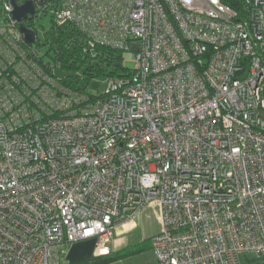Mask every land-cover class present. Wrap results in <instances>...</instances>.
<instances>
[{
  "label": "built area",
  "instance_id": "built-area-1",
  "mask_svg": "<svg viewBox=\"0 0 264 264\" xmlns=\"http://www.w3.org/2000/svg\"><path fill=\"white\" fill-rule=\"evenodd\" d=\"M34 3L26 23L0 0V264H60L87 238L108 253L146 209L159 264L263 257L264 0ZM41 10L131 73L94 95L63 82Z\"/></svg>",
  "mask_w": 264,
  "mask_h": 264
},
{
  "label": "trees",
  "instance_id": "trees-1",
  "mask_svg": "<svg viewBox=\"0 0 264 264\" xmlns=\"http://www.w3.org/2000/svg\"><path fill=\"white\" fill-rule=\"evenodd\" d=\"M39 43L44 46L43 49L45 48L44 51L51 60L58 61L61 67L72 71L62 75V81L79 90L87 91L90 80L96 76L113 77L131 73L132 67L124 62L121 49L99 44L95 48L96 54H90L85 48L86 34L76 25L52 24ZM89 94L94 95L91 92ZM127 253V250H110L73 264H102Z\"/></svg>",
  "mask_w": 264,
  "mask_h": 264
},
{
  "label": "crops",
  "instance_id": "crops-1",
  "mask_svg": "<svg viewBox=\"0 0 264 264\" xmlns=\"http://www.w3.org/2000/svg\"><path fill=\"white\" fill-rule=\"evenodd\" d=\"M141 224L140 214L136 220L117 226L110 244V250H127L128 253L102 264H159L150 242V236L159 230V222L157 220V224L149 231H146L145 228L136 231ZM95 254H100L96 250L95 238L78 240L66 246L62 262L63 264H73L86 260ZM244 264H264V256L255 259L246 255Z\"/></svg>",
  "mask_w": 264,
  "mask_h": 264
},
{
  "label": "rangeland",
  "instance_id": "rangeland-1",
  "mask_svg": "<svg viewBox=\"0 0 264 264\" xmlns=\"http://www.w3.org/2000/svg\"><path fill=\"white\" fill-rule=\"evenodd\" d=\"M52 23H53V18H52L51 13L46 12L44 10H41L38 17H36V20H35V26L37 28L38 37L41 39V41H43L44 34H45L46 30H48L49 27L52 25ZM43 47H42V49H43ZM43 50H45V48ZM126 64L129 67H133L135 62L131 59H128L126 61ZM56 71L61 76L66 75L69 72H72L71 70H69L65 67H61V66H58L56 68ZM106 78L107 77H105V76L94 77L93 79L90 80L87 90L91 93H94V94L100 93L101 91L104 90V88L106 86V80H107ZM141 220H142V224H141V226H139L137 228L136 231H140L143 228H145L146 231H149V230L153 229V226H155L157 224V216L154 213V211L151 209H146L141 213Z\"/></svg>",
  "mask_w": 264,
  "mask_h": 264
},
{
  "label": "water",
  "instance_id": "water-1",
  "mask_svg": "<svg viewBox=\"0 0 264 264\" xmlns=\"http://www.w3.org/2000/svg\"><path fill=\"white\" fill-rule=\"evenodd\" d=\"M14 9H13V15L14 18L21 21L23 18H29L34 19L37 10L35 7L34 0H26L23 4H18L16 0H12ZM29 14V16H27ZM21 30L25 33L26 39L28 41H34L35 39V33L31 28L26 27L23 23L20 24Z\"/></svg>",
  "mask_w": 264,
  "mask_h": 264
},
{
  "label": "flooded vegetation",
  "instance_id": "flooded-vegetation-1",
  "mask_svg": "<svg viewBox=\"0 0 264 264\" xmlns=\"http://www.w3.org/2000/svg\"><path fill=\"white\" fill-rule=\"evenodd\" d=\"M27 16H29V14H27ZM30 21H33V19L25 18V20H24V22H26V23H29Z\"/></svg>",
  "mask_w": 264,
  "mask_h": 264
}]
</instances>
